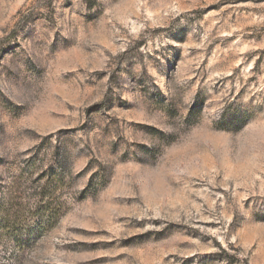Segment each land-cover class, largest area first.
I'll return each mask as SVG.
<instances>
[{"label": "rangeland", "instance_id": "rangeland-1", "mask_svg": "<svg viewBox=\"0 0 264 264\" xmlns=\"http://www.w3.org/2000/svg\"><path fill=\"white\" fill-rule=\"evenodd\" d=\"M0 264H264V0H0Z\"/></svg>", "mask_w": 264, "mask_h": 264}]
</instances>
